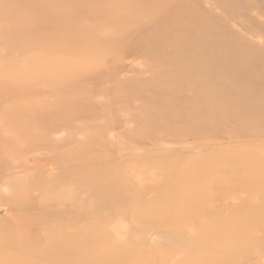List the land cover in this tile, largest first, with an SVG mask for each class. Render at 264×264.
<instances>
[{"label": "rangeland", "instance_id": "rangeland-1", "mask_svg": "<svg viewBox=\"0 0 264 264\" xmlns=\"http://www.w3.org/2000/svg\"><path fill=\"white\" fill-rule=\"evenodd\" d=\"M128 1L108 6L124 8ZM169 1L183 6L178 11L192 29L217 30L222 23L220 32H234L237 41L203 51L230 60L236 49L247 48L240 65L264 59V0H227L224 7L206 0L195 11L184 10L190 0ZM85 2L76 0L79 6ZM18 5L0 0V41L12 43L0 48V264H44L45 245L55 250L44 253L52 264H264V107L257 108L263 119L249 122L243 118L249 108L245 94L240 101L216 102L213 113L197 104L212 93L194 95L195 102L186 93L154 95L156 87L169 84L172 65L189 63L173 54L182 50L165 35L176 26L167 19L146 21L142 36L131 35L121 50L98 47L105 57L116 53L109 66L121 67L108 80L111 68L103 62L104 79L79 72L93 66L79 55L105 37L96 23L72 19V11L53 13L51 0ZM199 11L216 20H197ZM17 15L37 25H10ZM61 20L71 23L59 28ZM44 21L56 28H43ZM69 27L78 31L67 32ZM19 31L23 37L16 40ZM155 37L163 38L158 47L169 54L168 62L155 65L131 55L148 57ZM219 65L225 66L223 60ZM22 70L29 75L26 83ZM221 77L213 75L211 85ZM129 87L141 96L120 104L132 95ZM12 88L14 93L7 91ZM257 96L264 103V91ZM184 102L194 106L182 110ZM177 116L184 122L175 121Z\"/></svg>", "mask_w": 264, "mask_h": 264}, {"label": "bare ground", "instance_id": "bare-ground-1", "mask_svg": "<svg viewBox=\"0 0 264 264\" xmlns=\"http://www.w3.org/2000/svg\"><path fill=\"white\" fill-rule=\"evenodd\" d=\"M28 1L29 0H19L22 7H25V8H28V6H29ZM126 1L127 0H87V2L84 3L85 5L79 6V4L76 3V0H51L52 7L50 9H52L53 13L57 12L58 14H66L67 12L70 13V11H72L71 17L74 16L72 19L76 18L77 20L81 19V20L86 21L88 23H96L97 24V33L100 34V32H102V31L105 32V34H104L105 37L102 40L98 41L97 43H95L93 45H90L89 54L88 53H83V54L81 53L79 55L81 63H82V61L83 62L87 61L89 63H90V61H92L91 64H93V66H91L90 68L87 67L88 69H81V71H79V72L83 73L82 75L89 74V76H91V77L102 76V78H103L104 77L103 73H101L103 68H102V66L100 67V63L103 62V65L106 67V66L110 65L111 59L115 60L116 53H115V55H113L112 58H108V57H105L102 53L98 52V50H97L98 47H106V46L112 45L114 48H116V50L118 48L121 50V48H125V46L127 45V40L130 39L131 37H133L131 35L142 36V34L140 32L143 30V27H144V24L146 21H151L154 24V23H158L161 19H167L176 25L175 26L176 29L174 28L173 31L171 29H167L168 31L165 30L166 31L165 35L167 36L168 40L175 42V43H179L181 45L180 46L181 48L179 50H182V51H174L173 54H176L178 56H182L184 59H187L189 61V63H185V64L177 63V64L172 65L171 70L168 69L173 74V77L171 79H169L170 80L168 82L169 84L162 87V88L156 87V89L154 90V95L157 93H161V94H165V95H167V94L176 95L178 93H186V100L191 101V99H193L195 102L196 99L193 98L194 95H198V94L205 95V92L212 93L211 95H214L215 97L211 98L210 100L208 98L205 102L199 101L197 104H203V105H207V106L211 107V108H209L211 111L210 113H213V107H214L213 105L217 104L216 102H219L220 100L224 101V99L229 100L230 102L240 101L242 99L241 95L245 94V95H247V100L249 102L248 103L249 108L247 109L248 110L247 114L243 115V118H245V121L250 122V121L263 119L262 117H259L257 115V111H258L257 108L264 107V103H258L257 102V98H258L257 94L260 93L261 91H264V59L256 61V60H252V59L248 58L249 62L247 64H245L247 61L244 60V62H243L244 65H240V64H238V63H240V59H242V58L246 59L245 57L248 56V54L250 52L249 49H247V48L246 49H236L234 51L233 55H231L230 60L226 59L227 56L217 58L213 54L202 50V48L212 49L214 47H218L222 41H227V40L237 41L235 39L234 32H231L230 36H228V34H226V33L220 32L219 30L223 27L222 23H221V27L219 29L217 26V30H211L210 31L208 28H199V27L192 29L190 27L191 24H187V21H185L186 18L183 16V14H181V12L178 11L183 6H173V5H171L169 0H147L146 2H143V0H135V1L130 0L127 2L126 6L124 8L118 7L116 9H110L108 6V5H110L111 2H116L118 4L121 2V4H122V3H125ZM204 1L206 2V0H190V1H187L188 5L186 7H184V10H189L191 8L193 11H195L197 9V6L199 5V3L204 2ZM220 1H222L221 4L223 7L226 6L225 2L226 3L228 2L227 0H220ZM21 5H18V6H21ZM211 5H212V3H211ZM160 6L164 7L165 11L162 13L154 14L153 13L154 10H152V9H154L155 7H160ZM85 8H87V10H85ZM81 10L83 11V14H80V12H82ZM151 10H152V13H150ZM130 12H131V14H130ZM17 16L18 17H16V16L14 17V20L11 23L9 22L10 25H13L15 27H18V26L35 27L37 25V23L30 24V19H28V21H27L21 15H17ZM195 17L197 18V20L204 21L207 24H211L212 21L216 20L212 13H205L204 14L202 11L195 13ZM106 19H109L108 23L104 22ZM70 23H71V20H61V22L59 23V28L69 26ZM41 25L43 26V28H48L49 26L55 27V22L46 23V21H44V22L40 23V26ZM188 25H189V27H188ZM105 27H107V28L103 30V28H105ZM154 27H155V25H154ZM29 30L32 33H35L34 29L30 28ZM73 31L77 32L78 29L77 30L73 29ZM73 31H71L70 27L67 28V32H73ZM21 32L22 31L14 33V35L16 36V40L20 39L19 36L21 38L23 37V34H21ZM147 35H145V36H147ZM148 36L152 37L153 34H149ZM162 41H163V38H158V37L154 38V43L152 44L153 49L148 52V57H146L145 55H142V53L138 52V51H132L131 55H139V56L145 57V59L147 58V61H149L155 65H157L156 63L161 64V63L168 62L171 59L169 54L162 53L163 52L162 49L160 50V47H158V45ZM1 45L4 46L5 48H9L12 45V43H6V42L1 40L0 41V48H1ZM18 46L21 49V46H23V44L19 43ZM28 47H26V48H28ZM74 47H76V45H72L71 49ZM21 50H24V49H21ZM73 50H75V49H73ZM155 56H157V57H155ZM222 60H223L225 66L219 65V62H221ZM211 61H213V62H211ZM86 63H84V64H86ZM109 67L111 68V70H110L111 74L106 75L104 77L105 79H108V80H109V78L113 77V75H114L113 73L119 72L121 70V67H118L117 65L109 66ZM106 70H107V68H106ZM18 73L22 78V82L26 83L24 81V79L26 77H24V76L29 77V75L27 74V71L22 70L21 72H18ZM75 73L76 72L72 73V75ZM106 73H108V72L106 71ZM217 73H221V76H222L221 80L214 82L211 85V78L213 75H215ZM13 74H16V73H13ZM15 81H16V79H15ZM14 84L15 85L18 84V86H20L21 81L18 83H14ZM8 89H7V91H10L11 93H14V91H15L13 88L11 90H8ZM129 89L131 90L132 95L131 96L129 95L128 97L121 100L119 102L120 104H130L132 102L133 98H135L141 94L139 89H134V88L132 89L130 87H129ZM219 90L222 92L213 93V92H216ZM4 93H7V92H4ZM190 103H192V102H190ZM190 103L184 102V105L180 106L179 108L186 111L190 106H194V105H190ZM187 105H190V106H187ZM185 106H187V107H185ZM216 110H220V109H216ZM161 111H162V109H161ZM137 115H140V114L137 113ZM229 116L233 120L236 118L235 114H229ZM149 117L151 118V116H149ZM174 120L178 121L180 123L184 122L178 116L176 118H174ZM140 121H142V120L140 119ZM145 122H146V120H145ZM149 122H150V120H149ZM149 122H146V124H148ZM134 125H136V124H134ZM148 127H150V126H148ZM144 128H145V126H144ZM132 132H133V130H132ZM246 135H248V134H246ZM243 137L245 138V135ZM19 143L21 144V142H19ZM21 145L23 146L24 144H21ZM21 145H19V146H21ZM134 151L132 150V152H134ZM133 155H131V156L134 157ZM119 157H121V156H119ZM94 158H96V157H94ZM233 158H235V157H233ZM97 159H101V157H99V158L97 157ZM30 161H32V160H30ZM80 161H82V160H80ZM77 165L80 166V164H77ZM12 168H13V165H12ZM260 171H263V170L261 169ZM10 173H12V172H10ZM48 175H49V173H48ZM66 175H68V174H66ZM256 178H257V176H256ZM36 181H39V179H37ZM42 183L43 182L41 181V184ZM140 183L141 182H139V186H140ZM50 184H52V182ZM53 185H54V183H53ZM68 185H69V183H68ZM68 185H67V187H68ZM63 187L64 186H62V188ZM67 187H66V190H68ZM26 188H28V187H26ZM32 188H35V185ZM37 188H39V186ZM69 189H71V188L69 187ZM54 190H55V188H54ZM66 190H65V192H66ZM31 192H32V190H31ZM68 192L70 195V193L73 191H68ZM55 194L53 193V195H55ZM71 194H73V193H71ZM77 194L75 193L74 195L76 196ZM53 195L51 194L50 196H52V198H53ZM108 195H109V193H108ZM80 196L81 195H79V197ZM120 197H121V195H120ZM45 198H48V196ZM119 199L120 198H117L116 200L118 201ZM65 200H67V198H65ZM72 200H70V201H72ZM76 200H77V198H76ZM80 200H81V202H84L82 199H80ZM109 200L107 199V201H109ZM117 201H116V203H117ZM75 202H79V204H82V203H80L79 200L75 201ZM86 203H87V201H86ZM110 203H111V201H110ZM79 207H77V209ZM82 207H83V205H82ZM60 208H62V207H60ZM65 209H66V207H65ZM68 211H70V210H68ZM135 222H137V221H135ZM137 223H139V222H137ZM132 225H134V224H132ZM71 234L73 235V233H71ZM79 235H78V237H79ZM69 236L71 237L70 234H69ZM75 236H76V234L74 235V240L76 238ZM66 237H67V235L65 236V238ZM81 237H82V235H81ZM81 237H79V238L81 239ZM84 237H86V236H84ZM55 238H57V237H55ZM67 238L65 239V241L67 240ZM71 238H73V237H71ZM84 239H86V238H84ZM74 240H72V241H74ZM44 243H46V242H44ZM65 244L66 243L64 242L63 245H65ZM73 244H74V246L77 244L76 240L73 242ZM79 244H80V241H79ZM69 245H71V243H69ZM105 246L108 247L107 244ZM50 247L51 246L45 245L44 248L42 249L44 252L41 255H42V258L45 259L44 264H52V263H48L49 259L47 257H45V254H44L46 252L54 254L53 251H55V250H52L51 248H53V247H51V248ZM81 247H79V248L81 249ZM60 249H61V247H60ZM63 249H64V247H63ZM74 250H72L71 252L73 253ZM76 250H77V248H76ZM81 251L83 252V250H81ZM82 255H83V253H82ZM58 257H59V255H58ZM75 260H77V259L75 258ZM75 260L73 259V261H75ZM76 262L78 263V261H76ZM29 263L30 264H36L33 261H30ZM14 264H21V263H14Z\"/></svg>", "mask_w": 264, "mask_h": 264}]
</instances>
